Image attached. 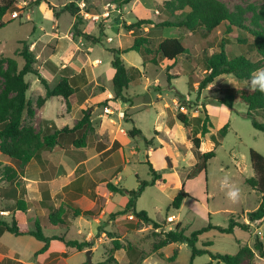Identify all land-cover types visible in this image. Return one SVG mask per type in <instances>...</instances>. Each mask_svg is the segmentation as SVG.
<instances>
[{
	"label": "rangeland",
	"instance_id": "374dc122",
	"mask_svg": "<svg viewBox=\"0 0 264 264\" xmlns=\"http://www.w3.org/2000/svg\"><path fill=\"white\" fill-rule=\"evenodd\" d=\"M147 1L140 0L137 5L133 6L129 5L130 3L124 4L121 0H19V7L23 9L21 15L24 16L25 12L27 13L24 17L15 20L14 12L6 16L7 21H14L0 30V56L17 59L22 69L25 61L16 56L20 42L43 35L44 32H40L41 27L54 33L52 31L54 18L51 16V11L57 14L59 25L55 27L60 30V33L71 35L72 31H75L74 27L72 29L74 19L75 24L79 22L80 31H88V34L101 39L102 44L105 42L103 32L107 29L106 35L115 38V41L110 44L115 48H118L119 39L117 32L110 30V27L114 26V29L117 26L121 27L126 34H129L130 31L125 26L136 23L140 19H149L159 23L165 20L177 21L182 17V13H176L171 19L168 17L159 19L158 10L159 15H163L161 6L157 8L158 5L154 3L148 6ZM158 1L162 4L164 0ZM219 1L225 4L231 16L240 15L239 12L242 11L240 16L244 20L243 25L249 28L252 27L251 20L254 14H258L264 6V0ZM37 3H40L39 8L36 7ZM71 5H74L71 10L80 15L79 20L69 11L68 8ZM225 31L226 28L222 25L206 37L201 33L191 36L187 29L164 28L160 31L161 39L150 36L151 47H156L160 40L166 38H183L190 48L189 58H192V61L182 56L174 63L159 61V66L149 63L144 69V75H141L137 83H132L124 91L122 98L94 101L93 108H97V111L93 119L98 120L102 112L108 114L105 112L108 107L112 111L108 115L116 117L117 120H123L125 129L132 130L136 127L142 131V135L130 139L135 142L134 146L139 145L140 151L133 154L132 147L128 144L124 145L122 156L128 162L113 177V182H118L120 187L132 191L139 188L140 181H151L153 176L145 162L148 155L147 146L153 148L154 153L148 159L162 175L165 183L159 181L156 185L147 187L138 199L136 208L137 211H146L150 219L158 223L160 227L153 224H140L136 217L135 220H129L128 216L132 213L120 215L119 213H123L125 207L120 212L109 216L112 225L99 226L95 222L89 225L88 220L83 219L85 226L82 228L88 229L92 226L93 231L99 235L92 238V248L87 251L70 250V258L61 264H116L113 260L118 264H191L192 248L188 244H173L155 251L165 231L173 230L177 224L181 223L186 229V235L190 236L209 225L227 228L232 219L237 222L250 223L249 213L259 208L262 199L261 195L246 183V180L255 174L251 165L250 150H256L264 155V134L253 128L251 121L240 114L247 111L245 104L237 103L235 105L237 112H235L213 101L214 98L222 97L225 89L250 87V84L237 80L232 75H223L207 89L199 91V82L207 75L205 63L207 58L202 51L204 47L201 48L200 45L202 42L206 43L208 48L207 55L219 51L220 41L226 38L230 39L227 45L230 58L241 54L254 60L259 58L255 50L250 47L249 43L252 38L247 30L238 29L229 35H226ZM138 35H141V32L136 31V36ZM238 38L246 39L248 44L239 42ZM48 39L44 37L43 42ZM84 41L87 42V47L94 49L92 58L102 62L99 68L93 69L94 73L98 74L100 71L104 72L105 69H111L114 56L104 48L105 45L86 39ZM46 54L39 66L49 53L46 52ZM122 58L127 66L133 65L142 70L145 67V58L139 52L131 51L124 54ZM88 70L91 69L88 68ZM41 73L42 77L54 88L58 82L54 79V75L45 70ZM25 80L31 85L27 93L29 100L36 101L46 92L39 77L28 74ZM190 80H193L194 88L190 87ZM178 95L183 96L185 101L197 105L189 112L185 108L192 117L204 118V111L211 114L213 126L210 133L202 137L201 151L203 153L215 151V157L207 162L206 167L194 156L193 143L188 139L190 129L185 128L181 123L180 125L176 118L178 112H183L181 104L175 102ZM60 106L61 103L54 99L47 104V112L51 114L50 116L57 117ZM132 106L134 107L131 108ZM175 123L178 127L173 128ZM227 124L229 125L228 134L216 146L214 141H218V131ZM166 125L173 128V134L168 138L163 132ZM156 126L158 127L157 133ZM183 186L190 197L184 200L180 209H175L172 203ZM230 188L239 189L237 198L228 197L227 192ZM114 199L116 203L123 205L128 201V196L116 194ZM118 218L120 220H117ZM169 218L173 220L170 221ZM136 224L139 225L138 229H132L131 225ZM104 233V240L101 241L100 236ZM108 233H112L122 244V248L114 253L111 251L114 247L113 239ZM256 236H259L264 244V220L253 223L251 232L236 228L234 233L226 234L211 229L199 237L197 248L209 250L215 255L235 256L242 246L253 247ZM71 238H80L75 228L72 229ZM209 242L211 245L207 246ZM38 246L39 242L34 239L32 243L26 245V250L23 252V256L32 264H44L45 262V254L36 255L39 250ZM62 246L65 247L62 242L53 244V248L58 250ZM256 262L264 264V259L257 256ZM192 264L225 263L213 260L207 253L197 256Z\"/></svg>",
	"mask_w": 264,
	"mask_h": 264
},
{
	"label": "trees",
	"instance_id": "16d2710c",
	"mask_svg": "<svg viewBox=\"0 0 264 264\" xmlns=\"http://www.w3.org/2000/svg\"><path fill=\"white\" fill-rule=\"evenodd\" d=\"M120 1V0H119ZM133 0H121L124 4L130 3ZM40 4V3H37ZM74 5H71L68 9L78 20L80 15L77 12L71 10ZM10 12H17L18 17L21 15L23 9L19 7V0H0V30L5 28L8 23L14 21H7L6 16ZM161 12L163 15H159V18L168 17L172 18L176 13H182L181 19L177 21H161L155 23L149 19H141L136 23L125 26L129 31H139L140 36H137L131 47L120 50L109 48L108 50L114 55L112 66L115 69V76L113 78V86L115 98H122L124 91H126L130 84L137 81L141 77V71L134 66H127V63L122 58L123 54L131 51L141 53L145 62L150 61L155 65L159 64V61L176 62L180 57L185 56L189 61L191 51L183 38H166L159 42L156 47L152 48L150 44V36L156 32H160L166 27H176L180 29H187L192 33L191 36H196L201 33L202 36L207 37V34H211L218 30L222 25L226 28V35L231 34L238 29L247 30L251 36L252 41L250 45L251 49L255 50L258 55V59H251L245 54L230 58L227 51L228 42L230 39H222L219 43V51H215L211 55H207L206 43L202 42L201 48L206 55V77L199 82V91H203L208 88L209 85L214 83L217 78L223 75H232L237 80L250 82L252 76L257 69L264 68V6L261 8L258 14H254L251 20L252 27H246L243 25V19L240 15L235 14L231 16L225 6L219 0H169L165 1L161 6ZM160 13V12H159ZM54 16L57 14L54 12ZM77 22L74 26V37H79L91 41L93 43H101V39L96 38L90 34L80 31ZM145 27L149 28V31H145ZM203 30V31H202ZM205 30V31H204ZM202 31V32H200ZM239 42L247 43V40L237 39ZM248 44V43H247ZM203 45V46H202ZM210 45V43H209ZM249 46V45H248ZM16 56L24 59L25 65L22 69L19 67L17 59L12 57L0 56V80L2 87L0 88V152L12 159L21 161L23 164H27L42 150H51L52 148L67 149L70 147L84 148L88 146L89 138L94 133L95 128L92 123V111L91 109L83 110L81 119L72 128L64 127L63 129H56L54 132L42 133L37 132L32 124L35 115L34 103L28 100L27 93L30 90V84L25 80L28 74H33L40 78L42 84L46 89V97H40L36 101L35 107L41 108L46 100L62 96L66 100L73 97L75 89L73 88L74 78L71 80L70 70L63 69L61 71L62 79L59 84L51 88L47 81L40 75V71L37 68V56L31 50V44L29 41H21L20 48L16 52ZM190 87L194 88L193 80H190ZM223 96L214 98L213 101L218 104L224 105L231 110L237 112L235 105L237 103H243L247 106V111L240 113L244 118L249 119L253 128L264 134V91H259L251 87H236L228 88L223 91ZM178 103L182 107L188 109V112L194 109L197 105L190 101H185L184 97L178 95ZM27 114L26 121L24 114ZM177 120L190 129L188 139L193 143V153L196 158L202 161L206 167L207 162L215 157V151L203 153L202 137H205L210 133V129L213 124L211 116L207 111H204V118L201 116L192 117L190 113L178 112L176 115ZM229 131V125H225L218 131V141H214L217 146L222 140L225 139ZM130 138H135L142 135V131L138 128H134L128 132ZM119 143H115L114 147L103 154L107 156L114 152L119 147ZM145 162L152 173L151 181H140L139 188L137 190H126L119 188L113 184H109L108 188L113 192L120 193L128 196V202L123 210V213H132L140 224H153L159 226L148 216L146 211H137L136 205L138 199L142 196L145 189L149 186H154L157 182L161 181L165 183L164 178L154 168L151 161L148 159ZM251 165L254 170V176L247 179L246 183L256 190L261 195V203L259 208L249 213L250 223L237 222L234 219L230 221L227 228L209 225L207 228L201 229L192 233L190 236L186 235V229L182 227L181 223L177 224L176 228L170 231H165L159 244L155 247V251L161 250L172 244H188L192 248L191 264L197 256L209 253L213 260L223 262L225 264H258L256 262L257 256L264 259V244L259 236H256L255 244L253 247L242 246L239 253L235 256L211 254L209 250H202L197 248L199 237L208 232L211 229H216L221 233L232 234L236 228H240L245 231H252V224L257 222H263L264 220V155L256 150H250ZM190 197L185 191L184 187L175 197L172 207L180 209L184 200ZM100 204L91 211L83 212L80 209H74V216L81 215L92 216L97 214L100 208ZM62 213L57 211L50 216L52 224L57 225L56 218L61 220ZM36 222V230L33 232L27 230H21L17 221L9 224L4 221H0V234L8 231L17 236L20 235H32L36 239L45 243L44 248L39 252H45L52 239L47 238L39 223ZM139 225H131L132 229H138ZM113 239V248L111 251L114 253L122 248V244L119 239H116L112 233H108ZM69 247L75 248L79 251L92 248V242H67ZM210 246L211 243H207ZM38 253V254H39ZM118 264L117 261L113 260Z\"/></svg>",
	"mask_w": 264,
	"mask_h": 264
},
{
	"label": "crops",
	"instance_id": "0c3cea01",
	"mask_svg": "<svg viewBox=\"0 0 264 264\" xmlns=\"http://www.w3.org/2000/svg\"><path fill=\"white\" fill-rule=\"evenodd\" d=\"M139 1L133 0L129 5H137ZM165 1L169 0H164L163 3ZM158 2V0H148L146 5L151 6L154 3V5H158L157 8L163 5V3L159 4ZM142 5L145 6L143 3ZM39 6L37 4L36 7L39 8ZM51 12V16L54 18L52 26L54 33H50L44 27H41L40 32H44L43 35L33 37L32 40L27 41H30L31 50L37 56L36 66L40 71V75L42 76V70L51 72L54 79L58 80L57 86L62 79L61 71L66 68L69 69V78L71 80L74 78L75 83L72 85L75 93L72 101H70L71 98L66 100L62 96L53 97L46 100L41 108L35 107L37 100H30L34 103L35 108L32 124L37 132L42 133L54 132L56 129H63L64 127L72 128L81 119L82 111L91 109V119L95 131L89 138L88 146L84 148L59 149L56 147L51 150H42L27 164H23L21 161L12 159L0 152V212H7V215H0V221L9 224L17 221L21 230L30 232L36 230V222L40 221L44 235L52 239L48 249L43 253H39L45 246L44 242L39 241L32 235L17 236L5 231L0 234V264H32L23 256V252L26 250V245L32 243L34 239L39 242V250L36 255L38 256V253L46 255L44 264H61L69 259L70 250H77L67 245L69 241L92 242V238L99 234L93 231L92 226L83 229L82 227L85 225L82 220L87 219L89 225H91V222H95L99 226L102 224L112 225L109 216L120 212L128 201L123 205L116 203L114 197L120 193L113 192L108 188V185L113 184L122 188L120 183L113 182V177L128 162L122 156L124 145H130L133 154L140 151L139 145L134 146L135 142L130 140L131 138L128 135L130 130L124 128L123 120H117L116 117L103 112L99 115L98 120L93 119V115L97 111V108H93L94 101L115 98L113 78L116 71L112 66L113 61L111 62V69H105L104 72L100 71L98 74L94 73L93 69L102 65L99 59L92 58L94 49L87 47V42L83 38L74 37V31L71 35L60 33V30L56 28L59 25L58 18L54 16L53 11ZM159 14L158 10V17ZM74 24L73 19L72 29ZM109 29L117 32L119 42L118 48L112 47L110 44L115 41V38L106 35V29L103 32L105 42L101 44L105 45L104 48L107 51H109V48L127 49L133 45L137 37L136 32L130 31L129 34H126L118 26L115 29L114 26ZM145 31H149V28L145 27ZM84 33L88 34V31H84ZM153 35V37L160 38L161 33L156 32ZM44 37L49 39L43 42ZM46 52L49 54L43 60L42 65L39 66L43 56L47 55ZM149 63L155 65L150 61L144 62L145 67L143 70L139 68L143 73L141 75H144V69ZM159 64L156 66H159ZM88 68L91 70L89 71ZM40 96L46 97V92ZM54 99L61 103V109L59 112L57 111V117L50 116L51 114L47 112V104ZM175 102L178 103V100H175ZM24 119L28 121L26 113ZM175 126L178 127V124L175 123L172 127ZM173 128L167 125L164 127L165 137L172 136ZM157 130L158 127L156 126V133ZM115 143H119L118 149L104 157L103 154L111 150ZM146 149L147 156L150 157L154 150L148 146ZM98 204L101 206L97 214L74 216V209H80L83 212L91 211ZM57 211H60L62 216L61 220L56 218L58 223L54 225L50 221V216ZM73 228L80 236L79 239L71 238ZM60 230L61 232H59ZM104 236L105 233L100 236L101 241L104 240ZM55 242H62L65 247L62 246L59 250L54 249L53 244ZM88 249L81 251H87Z\"/></svg>",
	"mask_w": 264,
	"mask_h": 264
},
{
	"label": "clouds",
	"instance_id": "9594fccd",
	"mask_svg": "<svg viewBox=\"0 0 264 264\" xmlns=\"http://www.w3.org/2000/svg\"><path fill=\"white\" fill-rule=\"evenodd\" d=\"M249 84L251 88H255L259 91H264V68H260L256 70ZM227 195L230 199H235L239 195V189L230 188V190L227 192Z\"/></svg>",
	"mask_w": 264,
	"mask_h": 264
},
{
	"label": "built area",
	"instance_id": "2783aa9c",
	"mask_svg": "<svg viewBox=\"0 0 264 264\" xmlns=\"http://www.w3.org/2000/svg\"><path fill=\"white\" fill-rule=\"evenodd\" d=\"M13 15H14V16H13L14 18H17V17H18V13H17V12H15ZM181 110H182L184 113H185V112L187 113V110H185V107H182ZM105 112L108 113V114L112 113L111 109L108 108V107L105 109ZM0 215H1V216L7 215V212H0ZM129 219H130V220H135V216H134V215H130V216H129ZM169 220L171 221V220H173V219H172V218H169Z\"/></svg>",
	"mask_w": 264,
	"mask_h": 264
},
{
	"label": "water",
	"instance_id": "95a60500",
	"mask_svg": "<svg viewBox=\"0 0 264 264\" xmlns=\"http://www.w3.org/2000/svg\"><path fill=\"white\" fill-rule=\"evenodd\" d=\"M89 254H90V251H89Z\"/></svg>",
	"mask_w": 264,
	"mask_h": 264
}]
</instances>
